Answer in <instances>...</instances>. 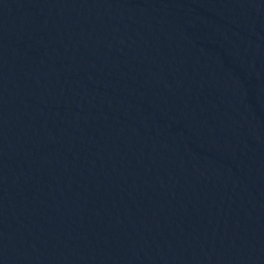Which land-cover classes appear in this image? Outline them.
I'll return each instance as SVG.
<instances>
[{
	"label": "water",
	"instance_id": "obj_1",
	"mask_svg": "<svg viewBox=\"0 0 264 264\" xmlns=\"http://www.w3.org/2000/svg\"><path fill=\"white\" fill-rule=\"evenodd\" d=\"M0 264H264V0H0Z\"/></svg>",
	"mask_w": 264,
	"mask_h": 264
}]
</instances>
